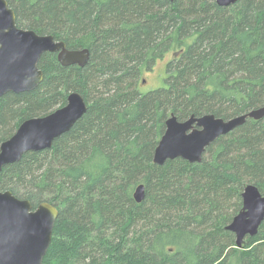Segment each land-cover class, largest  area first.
<instances>
[{
	"label": "trees",
	"instance_id": "obj_1",
	"mask_svg": "<svg viewBox=\"0 0 264 264\" xmlns=\"http://www.w3.org/2000/svg\"><path fill=\"white\" fill-rule=\"evenodd\" d=\"M6 1L18 27L90 52L83 67L45 52L41 83L0 97V143L70 91L86 101L51 148L0 171V191L58 209L43 262L264 264V221L240 248L225 229L246 184L264 194V117L219 136L199 163L152 162L171 114L227 119L264 105V0ZM166 55L165 84L144 90L142 77Z\"/></svg>",
	"mask_w": 264,
	"mask_h": 264
},
{
	"label": "water",
	"instance_id": "obj_2",
	"mask_svg": "<svg viewBox=\"0 0 264 264\" xmlns=\"http://www.w3.org/2000/svg\"><path fill=\"white\" fill-rule=\"evenodd\" d=\"M214 1L219 6H228L237 0ZM45 52L56 53L62 66L83 67L90 55L88 48L68 49L63 40L51 34L18 27L13 9L6 0H0V97L9 92L35 89L43 78L38 61ZM86 109L84 97L77 91H70L62 106L45 115L24 119L13 134L0 143V171L28 151L51 148L54 139L68 131ZM262 117L264 105L227 119L208 113L179 120L171 114L165 120L152 162L162 165L167 160L180 158L199 163L205 149L219 136L231 132L247 118L258 120ZM144 197V185L138 184L133 198L140 203ZM240 197L241 208L225 226L233 233L238 248L246 237L258 233L264 221V194L257 186L246 184ZM57 216L58 209L52 203L42 201L32 205L29 199L19 198L10 190L0 191V264H45L43 259Z\"/></svg>",
	"mask_w": 264,
	"mask_h": 264
},
{
	"label": "rangeland",
	"instance_id": "obj_3",
	"mask_svg": "<svg viewBox=\"0 0 264 264\" xmlns=\"http://www.w3.org/2000/svg\"><path fill=\"white\" fill-rule=\"evenodd\" d=\"M169 55H166L163 59L158 60L152 71L146 72L142 77V88L149 90L163 86L165 76V63Z\"/></svg>",
	"mask_w": 264,
	"mask_h": 264
}]
</instances>
